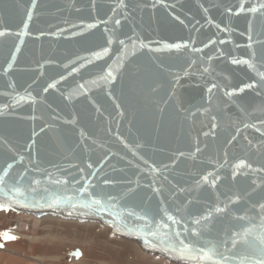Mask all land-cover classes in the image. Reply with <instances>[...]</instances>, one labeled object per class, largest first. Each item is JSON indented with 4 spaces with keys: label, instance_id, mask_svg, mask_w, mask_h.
Returning a JSON list of instances; mask_svg holds the SVG:
<instances>
[{
    "label": "water",
    "instance_id": "obj_1",
    "mask_svg": "<svg viewBox=\"0 0 264 264\" xmlns=\"http://www.w3.org/2000/svg\"><path fill=\"white\" fill-rule=\"evenodd\" d=\"M262 3L0 0V212L257 264L232 240L264 233Z\"/></svg>",
    "mask_w": 264,
    "mask_h": 264
},
{
    "label": "rangeland",
    "instance_id": "obj_2",
    "mask_svg": "<svg viewBox=\"0 0 264 264\" xmlns=\"http://www.w3.org/2000/svg\"><path fill=\"white\" fill-rule=\"evenodd\" d=\"M0 245V264H167L113 238L109 230L49 217L0 214ZM75 251L81 253L78 259Z\"/></svg>",
    "mask_w": 264,
    "mask_h": 264
},
{
    "label": "snow or ice",
    "instance_id": "obj_3",
    "mask_svg": "<svg viewBox=\"0 0 264 264\" xmlns=\"http://www.w3.org/2000/svg\"><path fill=\"white\" fill-rule=\"evenodd\" d=\"M260 7L264 8V3H262L260 5ZM251 11L252 12H256L257 9L256 8H252ZM117 23H119V21H117ZM2 34L3 33H0V35H2ZM171 47L179 49L181 47V45L180 44H175V45H172ZM185 47H186V45H185ZM233 63H235V64H248L249 62L247 60H238V59H236V60H233ZM250 67H252V65H250ZM111 75H112V73L109 72L108 76L111 77ZM260 78L264 79V74H261ZM49 87H52V85H49ZM244 166L245 165H244L243 162H241L240 164L237 165V167H244ZM8 167L11 168L12 165L9 164ZM5 175H7V172H5ZM204 179H205V182H207V178L205 177ZM3 182H4V177L0 176V184H2ZM16 183L18 184L19 181H17ZM11 191H13L14 193H18L19 192V188H13ZM95 203L99 204L100 201L96 200ZM262 207H264V206H262ZM0 208H3V206L0 205ZM3 210H7V209L4 208ZM221 211H223V210L220 209V208L216 209L217 213H219ZM129 215H132V213H129ZM168 219L172 220V217L169 216ZM204 219L208 220V219H210V217L209 216H205ZM195 222L196 223H200L199 220H196ZM235 235L236 236H242L243 239L236 240L234 238L232 240L233 247L235 248L238 244H245L248 249L252 250L254 253H258L259 254V258L257 260V264H264V233H261L260 235H253L252 234V229H245L241 233H235ZM4 238L5 239H13V237L8 236L7 233L4 234ZM208 243H210V241ZM192 250H193L192 246L182 247L180 249V251H182V252H190ZM195 251H197L199 253H202V256L204 258H211V257H214V256H216L218 254L215 247H208L206 245L195 249ZM240 255H244V253H241ZM224 259L227 260L228 258L224 257ZM213 264H219V262L218 261H214Z\"/></svg>",
    "mask_w": 264,
    "mask_h": 264
},
{
    "label": "flooded vegetation",
    "instance_id": "obj_4",
    "mask_svg": "<svg viewBox=\"0 0 264 264\" xmlns=\"http://www.w3.org/2000/svg\"><path fill=\"white\" fill-rule=\"evenodd\" d=\"M0 214H5V215H14V216H20V215H16V214H13V213H10V212H0ZM2 249V248H1Z\"/></svg>",
    "mask_w": 264,
    "mask_h": 264
},
{
    "label": "bare ground",
    "instance_id": "obj_5",
    "mask_svg": "<svg viewBox=\"0 0 264 264\" xmlns=\"http://www.w3.org/2000/svg\"><path fill=\"white\" fill-rule=\"evenodd\" d=\"M125 244V243H124ZM124 244H122V246L124 245ZM127 245V244H126ZM137 253V252H136ZM143 258V257H142ZM148 258V257H147ZM136 260V259H135ZM149 260V259H148Z\"/></svg>",
    "mask_w": 264,
    "mask_h": 264
}]
</instances>
